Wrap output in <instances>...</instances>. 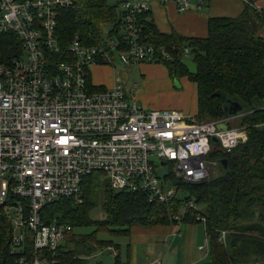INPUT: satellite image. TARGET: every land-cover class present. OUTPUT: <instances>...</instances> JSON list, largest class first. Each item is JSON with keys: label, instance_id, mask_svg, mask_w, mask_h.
Returning <instances> with one entry per match:
<instances>
[{"label": "built area", "instance_id": "2783aa9c", "mask_svg": "<svg viewBox=\"0 0 264 264\" xmlns=\"http://www.w3.org/2000/svg\"><path fill=\"white\" fill-rule=\"evenodd\" d=\"M75 1L0 0V33L13 32L21 43L18 56L0 63V213L11 223L18 252L25 229L31 231L29 264H58L72 227L56 219L45 223L41 210L60 198L80 200L86 176L95 173L114 190L142 191L163 204L183 192L178 180L209 178L218 163L207 159L213 137L225 151L246 139L226 119L197 121L181 111L145 108L134 99L135 81L130 97L121 83L91 89L94 64L112 65L116 56L126 66L157 62L171 53L140 40L139 16L150 0H125L119 36L109 33L95 44L74 37L61 56L57 15ZM173 1L180 12L191 8L190 0ZM181 55L192 59L191 48L184 45ZM163 164L169 170L160 176L156 168ZM182 202L174 221L197 208L193 199ZM195 220L205 223L199 213Z\"/></svg>", "mask_w": 264, "mask_h": 264}, {"label": "trees", "instance_id": "16d2710c", "mask_svg": "<svg viewBox=\"0 0 264 264\" xmlns=\"http://www.w3.org/2000/svg\"><path fill=\"white\" fill-rule=\"evenodd\" d=\"M123 1L111 4L108 0H77L60 8L55 38L61 56L74 37L95 44L103 37L105 28L119 36L122 29L119 7ZM250 3L246 1L243 12L236 17H210L205 38L165 34L157 29L148 11L139 16L140 40L171 53V59L157 63L166 66L172 79L186 76L195 84L196 119H225L229 105L238 102L241 115L231 120L237 119L234 127L243 129L246 139L230 151L212 143L207 159L218 162L215 174L212 172L199 182L178 180L176 185L185 196L163 204L148 201L142 191L114 190L97 174L86 176L80 200L60 198L41 210L45 223L56 219L72 227L58 249V264H86L91 254L107 246L118 251L108 264H129V260L121 259V245L113 239L127 238L134 226L176 222L173 215L186 199H193L197 208L188 211L181 222H198L197 213L205 217L208 258L201 264H264V9L258 10ZM184 45L191 48V58L197 67L194 75L182 64ZM20 52L21 43L15 33H0V63ZM220 159L226 160V166L219 163ZM98 190L102 195L103 217L95 220L90 211L96 205ZM86 227H92L91 231L75 232L76 228ZM100 233L111 237L99 238ZM22 245L21 252L14 248L11 223L1 212L0 264H29L34 249L28 229Z\"/></svg>", "mask_w": 264, "mask_h": 264}, {"label": "crops", "instance_id": "0c3cea01", "mask_svg": "<svg viewBox=\"0 0 264 264\" xmlns=\"http://www.w3.org/2000/svg\"><path fill=\"white\" fill-rule=\"evenodd\" d=\"M198 1L190 0L191 8L180 12L173 0H150L148 3L149 17L162 33H176L187 38H205L208 34V19L210 17H236L243 12L246 1L251 2V6L258 10L264 9V0H202L199 6L197 5ZM140 64H143L140 66L139 71L141 76L144 75V79L146 74H149L147 71L150 67L154 71V66H158L147 62ZM109 66H113V70ZM122 66L126 65L122 64ZM126 67L130 71V65ZM114 69L113 64H94L90 66L89 83L91 89L94 87L109 88L121 83L130 97L132 93L130 83L134 80L130 77V74L127 78H121L122 80L117 79ZM164 69L167 73L165 71L161 73V81L169 89H172V87L181 89V79L185 82L189 80L185 76L180 79L179 83H175L168 70L165 67ZM101 70L106 72L111 70L113 73L106 77L104 75L100 76L98 72ZM193 85L188 92L190 94L187 98L188 102L181 104L178 110L196 119L195 115L198 109L197 92L194 83ZM135 92L136 87L133 94L134 99L138 101L140 96L136 97ZM144 100L146 99L144 98ZM137 103L142 105L140 102ZM183 105H189L188 112L184 111ZM142 106L149 110H162V106L151 105L148 100ZM133 237L134 239H132ZM124 240L125 251L121 259L129 260V264H201L207 261L208 258V255H203L204 251L207 254L208 242L205 225L202 222L184 223L179 220L166 225L134 226L131 228L130 235ZM201 246L203 247L202 250L199 249ZM119 251L121 254V249Z\"/></svg>", "mask_w": 264, "mask_h": 264}, {"label": "rangeland", "instance_id": "374dc122", "mask_svg": "<svg viewBox=\"0 0 264 264\" xmlns=\"http://www.w3.org/2000/svg\"><path fill=\"white\" fill-rule=\"evenodd\" d=\"M111 4L116 3L118 0H108ZM111 31L110 28H105L103 35L106 37L109 32ZM145 63V62H144ZM147 63H153L151 65H158V66H154V71L152 70V67L149 68V70L147 71L149 74H146V77L144 79V75L141 76L140 75V71L139 68L141 65L143 64H131L130 65V71L128 69V67L126 66H122V64L119 62L118 57L116 56L114 58V62L113 65L115 67V73H116V77L119 80H122L121 78H127L130 74V77L137 83L136 86V92H135V96L139 97L140 96V100H138L137 102L142 103V105H144V103L146 102V100H148V102L151 105L154 106H162L161 109L162 110H175V111H180L178 110L181 107V104H183L184 102H188V97L190 96V94L188 93L191 89V87H193V83L189 80H187L188 82H185V80H182L181 78H184L185 76L179 77L177 79L174 80L175 83H179L180 79H181V85L182 88L181 89H177L173 88L169 89L167 87L164 86V84L161 81V73L163 71H165L164 67L166 68V66L163 63H157V62H147ZM164 66V67H163ZM112 70H113V66H109ZM164 70H161V69ZM167 69V68H166ZM166 72V71H165ZM113 72L110 70V72H106L104 70H101L100 72H98V74L100 76H110ZM167 73V72H166ZM169 76V75H168ZM183 81V82H182ZM121 82V81H120ZM144 98L146 100H144ZM184 106V111L188 112V110L190 109L189 105H183ZM153 107V106H152ZM171 108V109H168ZM198 111V110H197ZM198 113H196L195 117L197 116ZM197 118V117H196ZM193 119V118H192ZM233 118H230L228 121H226V123L228 124V127H234L236 126V120H231ZM197 120V119H196ZM197 121H209L207 119H198ZM225 123V124H226ZM245 141V139L243 140ZM242 141V142H243ZM212 169H211V173L214 171H217V165L213 166L211 165ZM157 172L159 173L160 176H164L165 174L168 173L169 167L167 164H163V165H159L157 166ZM215 174V172L213 173ZM93 175H96L95 173ZM101 181H106L105 178H101ZM181 197L183 198L185 196V194L183 192H180V194L178 193L176 197ZM95 207L90 211V217L92 219H101L103 217V211H102V195L100 190H98L96 197H95ZM92 227H86V228H76L75 232H89L91 231ZM111 236L109 234H105V233H100L99 234V238H104V239H109ZM113 239V238H112ZM134 239V237L132 238ZM114 241L118 242L121 245V258L124 256V251H125V240L124 239H113ZM206 246V244H205ZM203 255L206 256L207 254L205 253V251L203 252ZM114 260L113 254H111L106 248H101L98 249L97 251H95L93 254H91L86 261V264H98V262L102 263V264H108L111 263Z\"/></svg>", "mask_w": 264, "mask_h": 264}, {"label": "water", "instance_id": "95a60500", "mask_svg": "<svg viewBox=\"0 0 264 264\" xmlns=\"http://www.w3.org/2000/svg\"><path fill=\"white\" fill-rule=\"evenodd\" d=\"M182 64L188 69V72L192 75L197 73V67L195 62L192 59H184L182 61ZM241 106L239 105L238 102L233 101L230 105H229V115L225 118L226 120H229L230 118L236 117L238 115H241V113H239L241 111ZM220 128H223V126H221ZM213 143H217L218 140L217 138L213 137L212 138ZM219 163H221L222 165L226 166V160L225 159H220Z\"/></svg>", "mask_w": 264, "mask_h": 264}]
</instances>
